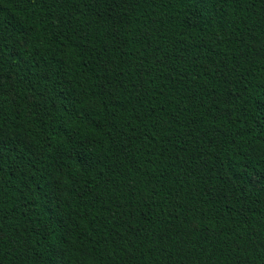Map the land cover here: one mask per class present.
<instances>
[{
    "label": "trees",
    "instance_id": "1",
    "mask_svg": "<svg viewBox=\"0 0 264 264\" xmlns=\"http://www.w3.org/2000/svg\"><path fill=\"white\" fill-rule=\"evenodd\" d=\"M0 264H264V0H0Z\"/></svg>",
    "mask_w": 264,
    "mask_h": 264
}]
</instances>
